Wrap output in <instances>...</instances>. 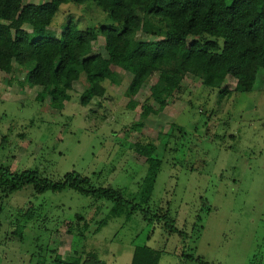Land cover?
<instances>
[{
	"label": "rangeland",
	"instance_id": "1",
	"mask_svg": "<svg viewBox=\"0 0 264 264\" xmlns=\"http://www.w3.org/2000/svg\"><path fill=\"white\" fill-rule=\"evenodd\" d=\"M70 21L83 31L120 28L94 1L68 3L42 36L60 38ZM24 29L31 40L41 36ZM217 42L223 47V39ZM104 43L101 35L94 53ZM111 69L118 81L105 83L104 98L83 106L79 81L61 112L36 100L31 88L10 85V73L0 74V169L36 171L52 182L77 173L126 201L73 189L0 190V264H58V257L75 256L85 264H131L137 246L160 251V264H264V69L251 92H236L231 79L212 90L187 76L165 109L156 101L158 75L133 98L126 93L132 74ZM149 157L161 166L142 205L145 219L127 203L141 205ZM77 216L84 218L81 229L89 227L84 237L67 233Z\"/></svg>",
	"mask_w": 264,
	"mask_h": 264
},
{
	"label": "trees",
	"instance_id": "2",
	"mask_svg": "<svg viewBox=\"0 0 264 264\" xmlns=\"http://www.w3.org/2000/svg\"><path fill=\"white\" fill-rule=\"evenodd\" d=\"M24 1L0 0V71L7 74L15 63L9 84L40 87L36 100L49 101L56 112L71 101L74 84L79 81L84 80L85 84L83 106L104 98L105 83L118 81L111 65L132 74L126 93L133 98L145 90L150 78L158 75L156 87L160 92L156 101L160 109L166 108L168 99L181 89L187 76L199 79L202 86L212 90L223 89L231 79L236 92H251L258 71L264 69V0H49L43 4ZM91 1L120 28L83 31L70 21L60 38L42 36L61 5ZM27 24L41 36L31 40L24 29ZM101 35L105 40L103 51L94 53L93 45ZM140 35L156 40H143ZM191 38L194 40L190 41ZM217 39L224 40L223 47ZM23 73L25 78L21 81ZM150 110L146 108L143 114L149 115ZM147 161L149 170L142 185L141 205L127 203L132 212L140 211L145 219L148 213L142 205L149 203L161 166L152 157ZM26 186H32L37 194L73 189L85 196L126 203L118 191L96 189L89 178L77 173H68L62 182H52L41 179L36 171L16 174L0 169L1 191L11 195ZM23 215L32 219L30 212ZM83 219L77 216L67 233L84 237L89 227L80 228ZM75 257L68 261L58 257L56 262L85 264L82 257ZM161 257L158 250L137 246L131 264H160Z\"/></svg>",
	"mask_w": 264,
	"mask_h": 264
},
{
	"label": "crops",
	"instance_id": "3",
	"mask_svg": "<svg viewBox=\"0 0 264 264\" xmlns=\"http://www.w3.org/2000/svg\"><path fill=\"white\" fill-rule=\"evenodd\" d=\"M28 25V24H27ZM24 27H25V25H24ZM17 67V65L14 63L13 64V66H12V68H11V70H9V72L7 73V74H9L10 73V76L11 75H13V71H14V69ZM0 74H5V73H3V72H1L0 71ZM6 75V74H5ZM9 76V77H10ZM5 77H7V76H5ZM24 78H25V74L23 73L21 76H20V80L22 81V80H24ZM23 90H27L26 88H24ZM36 91L37 92V94L42 90L40 87H36V88H33V89H31V90H29L28 89V91ZM7 93V92H6ZM7 94H9V93H7ZM1 95V94H0Z\"/></svg>",
	"mask_w": 264,
	"mask_h": 264
}]
</instances>
